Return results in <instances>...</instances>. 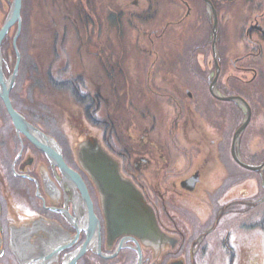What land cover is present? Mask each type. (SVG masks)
<instances>
[{
  "label": "flooded vegetation",
  "instance_id": "1",
  "mask_svg": "<svg viewBox=\"0 0 264 264\" xmlns=\"http://www.w3.org/2000/svg\"><path fill=\"white\" fill-rule=\"evenodd\" d=\"M176 1L186 9L187 18L193 10L189 1ZM194 1L208 5L205 0ZM142 2L145 6H141ZM160 2L161 0L133 2L137 13L131 16L136 17V27L138 24H150L147 30L135 29L141 34L133 41L137 47L136 52L140 53L141 57L145 55L152 60L146 73L141 69L136 73L140 85L133 89L132 93L137 97H134L136 102L131 106L125 101H120L119 112L111 114L108 99L101 95L102 90L108 91L109 94L124 91L125 94L132 89V86L126 84L131 75H126L120 64L110 59V38L101 37L103 33L107 35L109 13L105 24L97 22L95 16L98 15L90 9L85 13V37L81 36L80 40L86 53L79 59L81 69L74 72L70 68L76 67V64L66 61L58 72L56 70L58 76L55 77L60 88L74 95V103L80 108V115L85 117L80 120L87 122L93 129L102 131V144L121 162L123 175L141 191L153 209L159 227L173 242L155 249L129 236L110 241L100 204L92 195L91 183L81 167H73L67 162L69 158L65 152V162L81 175L87 185L92 196L94 213L100 224L101 254L95 246L86 252L77 264H201L200 261L206 258V255L209 256L211 248L222 244L221 241L215 240V237L224 227L223 222H226L227 218L236 219L243 216L254 207V195L246 189L243 197V182L238 183V178L233 177V170L230 169L234 166L235 169H242V174L246 176L248 169L239 164L238 160L245 165H252L248 158L242 156V150L239 148L246 130L239 135L237 141L236 135L241 124L235 128L231 139L230 136L226 138L221 133L226 129L220 118L233 117V124H236V115H243L239 108L245 109L246 120L249 117L252 107L234 85L238 83L243 88L253 87L251 85L257 77V71L250 62L255 63V59L258 60L257 55L263 51V45L251 39V33L256 29L258 37L261 38L259 41L263 44L264 29L255 25L249 26L246 31L247 42L255 52L250 51L236 59L235 72L231 73L232 76L230 74L226 83L217 76L214 82L213 78L209 79L207 91L204 86H200L204 93V96H201L203 99H200L195 95L199 86L194 85L201 82L198 79H204L206 82L207 71L202 68L187 76L179 67L174 70V60H177L178 56L180 61V52L173 55V47L177 49L180 46V39L178 42L174 41L171 34L185 18H173L175 11L171 2L162 6L159 17ZM211 2L217 10L216 19L219 21L220 3L215 0ZM161 4L163 5L162 2ZM211 13V19L215 22L214 13ZM124 16H127L125 11L116 14L119 21ZM215 34L212 29L210 53L214 56V63L218 60L215 58V48L218 46ZM81 50L82 48L79 50L80 55ZM141 61L142 58L139 60L140 68ZM244 63V67L238 66ZM207 65L210 63L207 62ZM144 77L146 84L142 86ZM189 77L195 79L194 87L189 86ZM116 83L118 85H115ZM131 99L125 96L128 103ZM38 129L59 143L57 137L46 133L42 128ZM21 137L28 144H24V151L22 150L21 156L15 159L18 176L13 186L18 191L8 193L5 191L7 185L0 182L3 185L0 197V252L2 255L10 254L16 264H19L17 256L25 260V264H68L71 255L87 239L85 228L80 226L81 216L75 207L73 192L70 189L64 190L65 186L69 188L68 183H63L59 177L60 170L46 155L38 151L25 136ZM250 155L256 157L258 154ZM33 187L36 196L37 189L46 187L49 198H36L35 195L30 198V190ZM237 189L241 195L237 194ZM12 194L21 196L20 201L23 202L17 204ZM263 201L262 199L256 204ZM66 208L70 215L64 212ZM190 220L196 222L190 225ZM248 227L243 225L242 229ZM18 233H24L28 242L23 253L19 252L18 247V252L12 250L11 236L16 238ZM233 248L234 246L229 244L226 251L228 257L232 256L228 252ZM203 264H209V261L204 260ZM229 264H233L232 258Z\"/></svg>",
  "mask_w": 264,
  "mask_h": 264
},
{
  "label": "rangeland",
  "instance_id": "2",
  "mask_svg": "<svg viewBox=\"0 0 264 264\" xmlns=\"http://www.w3.org/2000/svg\"><path fill=\"white\" fill-rule=\"evenodd\" d=\"M38 1L41 2L39 6H37ZM134 1L135 0H86L87 4L85 5V8L83 7L86 10V13L89 12V9L93 13L95 12L98 15L95 16L96 21L103 22L104 24L106 23V16L109 13L110 19L107 35L106 33H103L101 37H108L111 40L108 46V54L110 56V59L115 63H119L121 68L125 70L126 75H131V77L129 76L126 82L128 86H132L131 92H126L124 94V91H121V93L109 94L108 91H101V95L109 101L111 114L119 112L118 110L120 101H125L126 104L130 106L132 103L136 102V100L134 101V97L136 98L137 96L132 93L134 87L140 85L137 81L136 73L140 69L141 71H145L146 73V70H149L151 66L150 61L152 59L145 55L144 57H141L140 53L137 54V47L133 42L137 37L141 36V34L139 32H136L135 29L144 28L147 30V28L149 29L150 27V24H138V26L136 27V17H132L131 14L136 15L137 10L129 9L126 12V8L130 7L131 5L135 7L133 3ZM188 1L193 10L187 18L186 9L184 7H181L180 2L178 3L176 0H161L163 5L160 2V6L158 7V16H161L162 6L166 5L165 3L167 2H171L173 5V11H175L173 18H185L184 22L180 26L175 28L174 33L171 34V37L174 39V41L176 40L178 42V39H180V46L177 49L173 47V55H177L176 53L179 52L181 54H179L180 61L178 60V56L176 58L177 60H174V70L176 71L179 67V70L182 71V73L185 72L187 76H191L192 74H194V72L202 68L207 71V77L205 78L206 82L204 79H198L201 82L198 85H194L199 86L197 89L198 92H196L195 95L201 99L204 96V93L201 90L200 86H204L205 90L207 91L206 87H208L209 85V79L213 78L214 82L217 76L223 83H226V81H228L230 77V74H234L233 72H235L234 63L236 59L240 58L242 55L248 54V52L250 51L252 53L255 52V49L252 50V48L248 46L246 31L248 30L250 25L259 26L264 29V0H215L217 3H220L219 10L221 11V19L219 21L216 19V32L214 28L215 22L211 19L212 7L214 8L211 0L208 1L211 2L212 7L209 6L206 0L205 1L208 5H205L204 3H197L194 0ZM0 5L1 29L9 16L12 6V0H0ZM23 6L24 0L21 11V34L22 31H24V39L22 41L23 52L24 55L29 58L30 66L38 65L42 70L40 75V83L45 85L47 89L49 87V90L46 95H41L40 89H37L38 86L35 87L34 84H29L27 74L31 73L28 72V69L21 72L22 77L20 80H22V84L20 86V84L18 83L20 72L19 65L15 85L10 93L12 106L18 113L23 115L28 122L30 120H33L30 122L36 125H33L34 127H36L37 129L42 128L44 131H46V133L57 137L60 144L54 138H50H52L60 147L62 154H65L66 152L69 158L67 162L73 167H75V165H77V167H80L77 157L79 146L84 143L86 137L89 136L96 137L101 142L102 131L93 129L89 124H87V122H85L84 120H80V118L85 117L80 115V108L74 103L76 102L74 95L60 88V84H58L59 82L57 83L58 79L55 76L58 74L56 73V70L58 72L63 67L66 61L71 62L72 64H76V67L72 68L71 66L70 68L73 69L74 72L81 69L79 59L86 53L85 47L81 46L82 43L80 40L81 36L85 37V12L74 17L79 8L75 7L68 0L67 2L66 0H27L25 8H23ZM141 6H145V3L142 2ZM91 8H93V10ZM144 10L145 8L142 9V11ZM214 10L217 11L216 8H214ZM104 11L106 12V14H104ZM123 11L126 12L127 16H124L122 20L119 21V19L116 17V14L122 13ZM256 19H258V21H256ZM212 29L214 30V33H216L215 37L218 41V46H216L217 48H215V58L218 59L217 62L215 61L216 67L213 58L214 56L212 55V53H210ZM257 32L258 31L254 29V31L251 33V39L256 40L260 45H263V51H261V53L258 52V60L256 61L255 59V63L254 61L251 63L250 60H247L248 62H250V65L252 64L257 71V77L254 79L251 85L253 87L251 88L249 86L247 88H243V86L238 83L237 85H234L238 90H240L239 92H241L243 96L248 99V102L252 107V110H250L249 114V121L244 128V130H246L244 133L245 135L243 136V139L242 141H240L239 145V148L242 150V156L248 158V160L251 162L252 165L250 166H261L264 163V43L261 44V42L259 41V39L261 40V38L258 37ZM16 33L17 25H14L6 36L10 39H13V42L9 41V46L14 44V37ZM21 34L17 40L18 49V41L21 37ZM144 43L146 44L147 42ZM81 48L83 51L81 50L80 55L79 50ZM163 48L164 47H162V49ZM8 55L9 62L7 63L3 55L4 74L5 68L10 71V74H8V76L5 74L7 79H9L13 74L16 65V63L14 65L11 52ZM79 55L80 57L77 59L78 62H76V58ZM141 58L142 64L140 68L139 60ZM207 62H209L210 65H207ZM59 63L60 65H58ZM245 65V63L241 65L238 64L239 67H244ZM30 69L34 70L33 67H31ZM47 71L51 72L50 76H48V82H46ZM145 80L146 77H144L143 79L142 86L146 84ZM188 81L189 86L192 87L195 79L189 77ZM231 84L233 86V83ZM115 85H118V83H116ZM241 89H243V91H241ZM191 90H193V88H191ZM125 96H129L132 98L130 103L125 100ZM13 100L14 103L17 104V107L14 106ZM1 105L2 104L0 103V137L2 136L4 138V136L6 135L5 124L11 126V122L6 117L7 115ZM239 111L243 115H236V124H233V117H231L232 120H230V117L226 116H222V118H220L226 129V131H222L221 133L226 136V138L230 136L231 139L235 128L237 129L241 124L244 125V123L246 122L245 109L239 108ZM242 125L238 129H241ZM17 137L20 143V151L17 153L11 166H9L8 163L6 164V166H0V182L7 185L5 191L8 193H12V191H18L15 190L16 188L14 189L13 186V183L15 180H17L18 176V173L15 169V159H17L18 154L21 152L22 146L24 148V144H28L27 141L23 140L22 137L20 140L18 134ZM103 147L105 148L104 145ZM105 149L107 150V148ZM107 152L119 162L121 167V162L108 150ZM25 153H27V149L25 150ZM30 154L34 155L33 153ZM227 154L225 155L227 156ZM250 154L258 155L254 157ZM246 158L244 159L246 160ZM1 162L2 160H0V163ZM228 164H230V160ZM234 167H230L231 171L233 170L235 172L234 173L232 171V175L234 178H238V183L243 182V197L246 193V189L249 193H252L254 195V207L249 211V213L243 216H239L236 219L227 218L226 222H223L224 227H222L221 230L218 231L217 236L215 237V240H218L219 242L221 241L222 244H219L220 246H218L217 248H214L212 246L214 248H211L213 251H211L210 249V253L208 254L209 256L206 255V258H203L202 261H200L201 264H203L204 260L209 261V264H229L227 263L228 255L225 253L226 251H228V247L230 244V241H227L228 236L229 240L230 238L232 239L231 242L233 243L235 249L232 251L236 254L235 259L232 260L234 262L233 264H264V201L256 204L258 201H262V199L264 200V169L259 172L247 170L245 172L246 176H244L242 174V169H235ZM83 173L92 185L90 187H92L93 198L98 199L101 207V199L98 190L96 189L90 178L86 175V173L84 171ZM1 177L4 179H1ZM59 177L64 184H67L65 183L66 180L63 179L62 175H60ZM10 184H12V186ZM2 187L3 185L0 184V197L2 196ZM68 187L69 188L65 186L64 190H72L74 196L75 194L72 186L70 185ZM237 191V194H240V191L238 189ZM36 193L37 196H41L45 199L49 198V196H47V191L44 188H42V190L40 188L39 190L37 189ZM12 195L13 200L17 202V204H21L20 202H23L20 201V199L22 198L21 196H18L16 194ZM34 195L35 194L33 187L30 190V198L36 196ZM90 197L92 200L91 194ZM74 204L77 208L79 216H83L85 214V207L80 196H74ZM65 212L68 213L67 208ZM67 215L70 214L68 213ZM194 221L195 220H190V225H192ZM243 225L249 226L248 229H242ZM11 242L13 243L12 250H16L15 252H18V247L19 252L22 253L24 252L25 248H27L26 245L28 244L24 233H18L16 238L11 236ZM0 258H2L0 259V264H16L10 254H1ZM229 258L231 259V256H229ZM17 259L19 264H25V260H22L21 257L17 256Z\"/></svg>",
  "mask_w": 264,
  "mask_h": 264
},
{
  "label": "water",
  "instance_id": "3",
  "mask_svg": "<svg viewBox=\"0 0 264 264\" xmlns=\"http://www.w3.org/2000/svg\"><path fill=\"white\" fill-rule=\"evenodd\" d=\"M206 1L212 7L211 2ZM22 5L23 0H12L9 16L0 29V98L12 118L20 140L21 135L25 136L36 149L43 152L51 163L60 170L63 179L72 186L74 196H80L83 201L85 207L84 217L86 218L84 230L87 239L69 259L68 264H76L86 252L95 246L98 248V253L101 254L99 248L100 224L94 213L89 191L81 175L67 165L56 142L30 124L12 106L10 93L15 85L21 59L17 48V40L21 34ZM212 12L215 17L214 28L216 32L217 20L213 7ZM14 25H17V33L13 44L17 54V62L13 74L7 79L3 70L2 43ZM249 118L238 131L236 140L246 127ZM22 150L23 146L17 158L21 156ZM77 157L81 169L90 178L100 195L102 213L106 221L107 235L110 241L122 236H129L139 239L143 244L155 249L172 244L173 239L161 230L153 209L148 205L141 191L123 175L119 162L107 152L99 139L93 136L87 137L86 141L79 146ZM238 162L246 169L254 172L264 169V163L261 166H248L241 163L240 160ZM45 189L47 191L46 187ZM80 229L78 228V231Z\"/></svg>",
  "mask_w": 264,
  "mask_h": 264
},
{
  "label": "trees",
  "instance_id": "4",
  "mask_svg": "<svg viewBox=\"0 0 264 264\" xmlns=\"http://www.w3.org/2000/svg\"><path fill=\"white\" fill-rule=\"evenodd\" d=\"M69 2H71L75 7L79 8L78 12H76V14L74 15V17H76L77 15H80V14H83L84 12L86 13V10L84 9L85 8V5L87 4L86 0H68ZM67 2V0H66ZM40 1L37 2V6L40 5ZM27 4V0H24V6L23 8H25ZM1 6V5H0ZM84 7V8H83ZM129 9H135V7L133 5H131L130 7L126 8V12L129 10ZM24 11V9H23ZM24 35V31H22V34H21V37L18 41L19 43V51L21 52V61H20V72H19V79H18V83L20 84L21 86V82L22 80L21 77V72L23 70H26L28 69V72H30L31 74H27L28 75V81H29V84H34L35 87H37V89H40V94H47L48 90H49V87L47 89V87L45 85H43L42 83H40V75H41V72L42 70L39 68V66L37 65H32L30 66V61H29V58L24 55V52H23V47H22V41H23V36ZM9 41H12L13 42V39H10L9 37H6V39L4 40L3 42V45H2V50H3V55H4V58H5V61L6 63L9 62V53L11 52L12 54V58H13V62H14V65L16 63V60H17V57H16V52L13 48V45L9 46ZM36 66V67H34ZM14 67V66H13ZM12 67V68H13ZM33 67L34 70H31L30 68ZM10 71L5 68V74L8 76V74ZM47 76H46V82H48V76L49 75V71L46 72ZM40 87V88H39ZM36 92V91H35ZM13 95V94H11ZM12 97V96H11ZM13 99V98H12ZM0 103L2 104V108L4 109V112L6 113V117L8 118V120H10L11 122V126H8L5 124L6 126V135L4 136V138L1 136L0 137V160H2V162L0 163V166H6V164L8 163L9 166H11L14 158L16 157L17 153L20 151V143H19V139L17 137V133H16V130L12 124V121H11V118L10 116L8 115L6 109H5V106L2 102V100L0 99ZM13 104L15 107H17L14 103V100H13ZM30 119V118H29ZM30 121H33V120H30ZM257 226V225H256ZM258 227V226H257ZM260 227V225H259ZM252 229V228H251ZM231 238L229 240V236L227 237V241H230L231 243ZM233 250H235L233 248ZM233 259H235L236 257V254L233 253Z\"/></svg>",
  "mask_w": 264,
  "mask_h": 264
},
{
  "label": "bare ground",
  "instance_id": "5",
  "mask_svg": "<svg viewBox=\"0 0 264 264\" xmlns=\"http://www.w3.org/2000/svg\"><path fill=\"white\" fill-rule=\"evenodd\" d=\"M18 51H19V49H18ZM19 54H20V52H19ZM20 55H21V54H20ZM20 61H21V59H20ZM86 139H87V137H86ZM86 139H85V141H86ZM237 141H238V139H237ZM237 141H236V142H237ZM66 182L68 183V181H66ZM68 185L70 186L69 183H68ZM47 191H48V190H47ZM47 193H48V192H47ZM48 195H49V193H48ZM95 215H96V214H95ZM80 220H81L80 226L83 227V228H85V227H86V218H85L84 216H81V217H80ZM81 227H80V228H81ZM230 244L233 245L232 242H231ZM229 251H230V250H229ZM225 253L227 254V252H225ZM228 254H233V251L228 252ZM231 258H232V260H234V259H233V256H231ZM229 262H230V258L228 257V258H227V263H229ZM233 263H234V262H233Z\"/></svg>",
  "mask_w": 264,
  "mask_h": 264
}]
</instances>
